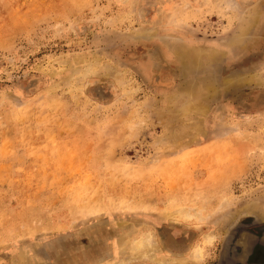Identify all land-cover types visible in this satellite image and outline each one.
Returning <instances> with one entry per match:
<instances>
[{"label": "rangeland", "instance_id": "1", "mask_svg": "<svg viewBox=\"0 0 264 264\" xmlns=\"http://www.w3.org/2000/svg\"><path fill=\"white\" fill-rule=\"evenodd\" d=\"M116 261L264 264V0H0V264Z\"/></svg>", "mask_w": 264, "mask_h": 264}, {"label": "bare ground", "instance_id": "2", "mask_svg": "<svg viewBox=\"0 0 264 264\" xmlns=\"http://www.w3.org/2000/svg\"><path fill=\"white\" fill-rule=\"evenodd\" d=\"M211 239H212V237L206 236V241L207 242H210ZM149 240H150L149 236H146V237H144V238H142V239H140L139 241L136 242L137 248H135V249L138 252L136 251L137 254L135 256H137V257H139V256L140 257H146V256H148L149 250L144 251V249L147 248L146 245H148V242H150ZM201 253H202L201 248H196V250L194 251V257H196V259H200L201 258L200 257ZM132 258L133 257H127V260H130ZM151 259L153 260V257H151ZM120 263L121 262H117L116 261V263H114V264H120Z\"/></svg>", "mask_w": 264, "mask_h": 264}]
</instances>
